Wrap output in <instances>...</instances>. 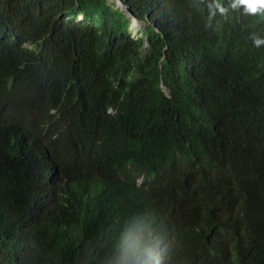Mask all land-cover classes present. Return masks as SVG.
<instances>
[{"label":"trees","instance_id":"obj_1","mask_svg":"<svg viewBox=\"0 0 264 264\" xmlns=\"http://www.w3.org/2000/svg\"><path fill=\"white\" fill-rule=\"evenodd\" d=\"M125 3L146 50L110 0H0V264H264V49Z\"/></svg>","mask_w":264,"mask_h":264},{"label":"clouds","instance_id":"obj_2","mask_svg":"<svg viewBox=\"0 0 264 264\" xmlns=\"http://www.w3.org/2000/svg\"><path fill=\"white\" fill-rule=\"evenodd\" d=\"M188 10L197 18L214 20L219 19L226 23L232 30L236 27H246L251 29L252 35V45L256 49H264V0H181ZM111 3L115 4V8L119 9L124 13L128 19H130L131 32L133 39L141 38L143 41L144 50L148 49L149 44L147 36L139 32L145 29V25L141 23L130 11L129 7L126 5L125 0H110ZM58 23H63L64 26L85 28L86 26L93 25V20L91 18H86V16L81 13H74L71 15H65L62 19L57 21ZM155 28V26L153 25ZM156 29V28H155ZM166 91V89H164ZM0 101H1V112L7 114L10 112V100L2 92L0 86ZM29 114L26 113L25 117ZM45 145L47 143L45 141ZM32 147L30 144L19 143L16 147V152L11 154L3 164L0 165V181L4 176L8 175L14 165L18 168H23L26 163ZM38 178V175H37ZM88 181L83 184L82 189L79 191L80 201L79 205L81 207L86 206L85 199V188L87 187ZM142 184L140 179L138 186ZM60 192V187H59ZM58 192V193H59ZM44 202V201H43ZM40 205V204H38ZM47 205V203H46ZM48 211V208L46 206ZM52 206L49 205V210ZM161 250H156L154 252L153 258L154 263L166 264L164 260V253Z\"/></svg>","mask_w":264,"mask_h":264}]
</instances>
